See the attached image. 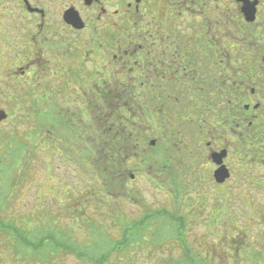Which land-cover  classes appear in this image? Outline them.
Segmentation results:
<instances>
[{
  "label": "flooded vegetation",
  "instance_id": "flooded-vegetation-1",
  "mask_svg": "<svg viewBox=\"0 0 264 264\" xmlns=\"http://www.w3.org/2000/svg\"><path fill=\"white\" fill-rule=\"evenodd\" d=\"M50 70L80 109L66 114L81 141L120 146L117 163L133 155L127 146L146 145L148 169L175 178L171 190L224 205L264 188V0H0V82L12 92ZM0 220V264L119 257L97 237L77 245L64 234L11 233ZM189 252L200 264L229 257ZM260 253L230 260L264 264Z\"/></svg>",
  "mask_w": 264,
  "mask_h": 264
},
{
  "label": "rangeland",
  "instance_id": "rangeland-1",
  "mask_svg": "<svg viewBox=\"0 0 264 264\" xmlns=\"http://www.w3.org/2000/svg\"><path fill=\"white\" fill-rule=\"evenodd\" d=\"M63 80L50 70L22 81L12 92L0 82V115L5 117L0 121V217L11 233L64 234L77 245H90L96 237L124 244L123 231L146 217L142 238L120 246L111 263L178 264L180 243L166 237L154 240L167 226L160 214L168 212L185 225L191 250L203 257L209 251L228 253L215 264H233L230 257L238 253L249 260L256 251L264 260V188L233 193L226 205L207 192L171 190L175 178L161 168L148 169L146 145L127 146L133 155L128 161V153L120 158L116 172L109 159L116 160L121 147L93 139L84 143L67 121L66 110L77 116L73 108L80 109L70 103L73 94ZM247 170L260 175L254 167ZM111 247L103 245V253Z\"/></svg>",
  "mask_w": 264,
  "mask_h": 264
},
{
  "label": "trees",
  "instance_id": "trees-1",
  "mask_svg": "<svg viewBox=\"0 0 264 264\" xmlns=\"http://www.w3.org/2000/svg\"><path fill=\"white\" fill-rule=\"evenodd\" d=\"M109 160H110L109 162H111V164H112V169H114V170L116 169V166H118L119 169L122 166L121 162L117 163L116 160L111 159V158ZM110 170L107 173L105 172V175L107 177H109V175H110L109 174ZM160 215H162L165 218V221L167 222L165 225H167V226L165 227L164 230H162L159 233H156L154 235V238H156L154 240L155 241L158 240V237L159 238H163V237L165 238L166 237L168 239H171V238L175 239L182 246V252H183L182 253V256H183L182 262H183V264H200V263H198L196 261V258H194L192 256V254L189 252V251H191V247L187 245V243H186L187 239L184 238L185 237V235H184V227H185V225L182 223V221L177 216V214H169L168 212L167 213L163 212ZM148 221L149 220H147L146 217H144V219L141 220L139 223L134 224L135 226H133L129 230L125 231V234H124L125 237L124 236L122 237V240H123L122 242H124V244H116L115 242L114 243H110V242H106L105 240H104L105 243H103V242H101V243H102V245L107 244L109 246H112L111 249H118L120 246L121 247H126L129 244V242H127V240H126L127 239L126 238L127 234L132 233L133 235H135V238H134L133 241L139 240L140 238H142V235H141L142 231L141 230H143V228H144V223L145 222L148 223ZM151 221L152 220H150V222ZM2 225H3V222L0 220V227ZM8 229H10V228H8ZM164 233L166 235H164ZM113 244H115V245H113Z\"/></svg>",
  "mask_w": 264,
  "mask_h": 264
},
{
  "label": "water",
  "instance_id": "water-1",
  "mask_svg": "<svg viewBox=\"0 0 264 264\" xmlns=\"http://www.w3.org/2000/svg\"><path fill=\"white\" fill-rule=\"evenodd\" d=\"M2 119H5V117L3 116V115H0V121L2 120ZM225 175H224V173L222 172V171H218L217 173H216V177H221V178H226V177H228V175H226V177H224Z\"/></svg>",
  "mask_w": 264,
  "mask_h": 264
}]
</instances>
